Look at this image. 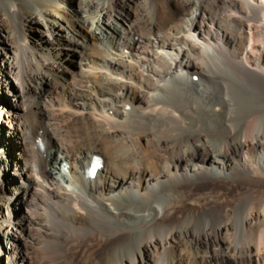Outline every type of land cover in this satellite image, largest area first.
<instances>
[{
	"label": "bare ground",
	"instance_id": "bare-ground-1",
	"mask_svg": "<svg viewBox=\"0 0 264 264\" xmlns=\"http://www.w3.org/2000/svg\"><path fill=\"white\" fill-rule=\"evenodd\" d=\"M77 2L0 0L19 96L0 123L29 177L0 195L23 193L27 217L0 240L33 233L30 264H264V0Z\"/></svg>",
	"mask_w": 264,
	"mask_h": 264
},
{
	"label": "rangeland",
	"instance_id": "rangeland-1",
	"mask_svg": "<svg viewBox=\"0 0 264 264\" xmlns=\"http://www.w3.org/2000/svg\"><path fill=\"white\" fill-rule=\"evenodd\" d=\"M63 1H64V5L68 8L71 7L74 8L78 6L77 0H63ZM96 1H102V0H96ZM89 10L91 11V9ZM116 10L119 13H121L122 17H126V11L130 12L132 10V7L128 5L117 6ZM27 25L28 26L26 27V30L29 40L31 42L36 43V45L44 44L45 45L44 47H49L48 42L44 41V39H41L39 31L34 29L33 23H28ZM53 52L57 54L58 59H60L61 61L63 60V64L65 65L64 67L66 68L63 71V76L68 77L70 71L73 70L75 67L74 64L75 52L72 49V44H70L68 40L63 39L60 42H58V44H56V48L53 49ZM17 90H18L17 80H15L13 77H9L8 73L6 72H4V74L0 73V108L1 109L8 112L9 111L14 112V110H17L18 106H16L17 104L16 101L19 100ZM43 96H44L43 94H33L31 95L30 98L31 101L35 102L34 111H36V117L39 119H42V117L41 114L38 113L39 112L38 105H40V103L45 100ZM38 141L39 140H36L35 143V148L37 149H39ZM19 143H20V136L18 132L13 128L8 127L7 125L0 123V195L5 198H10L12 195H14V193L16 192V187L19 184L27 185V182H29V177H22V178L18 177V173L20 172V168L23 163L19 153V146H20ZM95 155H100L104 158V153L101 151H97ZM24 202L25 200L23 193H18L16 194L14 200L11 202L9 206H7L5 202L1 203L0 220L9 219L13 222L18 223V225L25 226L27 217L23 207ZM22 228L23 230L25 229L24 227ZM94 233L96 234L97 231H94ZM24 234L26 235V238L16 234L11 237V240H9L8 238H3V236H1L0 264H30L29 256H35L36 254L41 252L38 246L30 245V242H32V239L34 238L33 233H28L27 229H25ZM24 241L26 242L24 243ZM24 244L28 246L27 247L28 253L25 250L26 248Z\"/></svg>",
	"mask_w": 264,
	"mask_h": 264
}]
</instances>
